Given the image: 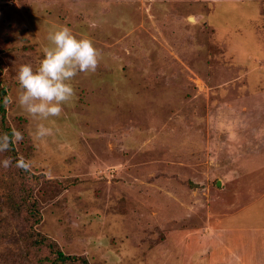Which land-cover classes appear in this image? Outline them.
Wrapping results in <instances>:
<instances>
[{
  "label": "rangeland",
  "instance_id": "obj_1",
  "mask_svg": "<svg viewBox=\"0 0 264 264\" xmlns=\"http://www.w3.org/2000/svg\"><path fill=\"white\" fill-rule=\"evenodd\" d=\"M61 26L98 63L34 120ZM0 89V264H264V0H0Z\"/></svg>",
  "mask_w": 264,
  "mask_h": 264
},
{
  "label": "clouds",
  "instance_id": "obj_2",
  "mask_svg": "<svg viewBox=\"0 0 264 264\" xmlns=\"http://www.w3.org/2000/svg\"><path fill=\"white\" fill-rule=\"evenodd\" d=\"M48 47L38 66L29 64L19 67L16 79L19 91L17 103L34 120H46L59 116L62 105L74 96L72 79L78 72L95 71L98 63V50L87 38H77L69 28L61 26L50 31ZM7 99V98H5ZM43 123L36 125L35 135L43 137L50 133ZM19 140L21 134L14 132ZM9 137L0 134V151L8 147ZM5 166L7 161H3Z\"/></svg>",
  "mask_w": 264,
  "mask_h": 264
},
{
  "label": "trees",
  "instance_id": "obj_3",
  "mask_svg": "<svg viewBox=\"0 0 264 264\" xmlns=\"http://www.w3.org/2000/svg\"><path fill=\"white\" fill-rule=\"evenodd\" d=\"M3 93V97H6V93L4 91V89H0ZM0 110L2 112H4L5 110V104L4 101H0ZM4 118V116H3ZM0 134H7L9 137V141H8V147L5 150H9L13 148V143H12V136L13 133L10 129H4L2 128V126L0 125ZM46 259H42L40 260L42 263L45 262ZM77 258L76 257H72V256H66L64 255L60 250L57 251V259L55 261H51L49 259V263L50 264H72L74 261H76Z\"/></svg>",
  "mask_w": 264,
  "mask_h": 264
}]
</instances>
